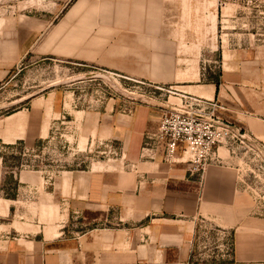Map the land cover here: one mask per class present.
<instances>
[{
  "label": "rangeland",
  "instance_id": "rangeland-1",
  "mask_svg": "<svg viewBox=\"0 0 264 264\" xmlns=\"http://www.w3.org/2000/svg\"><path fill=\"white\" fill-rule=\"evenodd\" d=\"M169 1L165 20L155 17L154 7L143 10L138 0H0L1 23L28 16L44 24L39 27L38 53L0 86V119L44 97L49 130L35 143L0 144L6 162L1 171L0 216L9 205L13 211V217L0 218V224L49 222L55 214L64 215L65 208L60 210L45 193L65 171H81L95 163L116 167L124 161L129 166L120 146L95 137V121L88 114L112 105L123 114L143 107L158 116L159 124L184 97L205 98L222 104L233 122L248 131L238 116L264 106V0H230L225 5L217 0ZM159 25H172L175 34L188 35L173 62H155L153 47L143 45L154 41L151 32ZM212 81L219 85L217 97L181 88L208 86ZM54 93L67 108L61 115L48 111L47 99ZM70 105L84 113L73 114ZM240 147L235 153L220 148L222 163L212 162L210 167L231 168L240 193L261 211L264 147L254 150L259 151L255 157L250 148ZM181 153L188 162V154ZM21 172L39 173L40 183H20ZM2 199L13 202L6 205ZM221 226L219 221L200 219L195 264L224 263L217 256L231 231Z\"/></svg>",
  "mask_w": 264,
  "mask_h": 264
},
{
  "label": "crops",
  "instance_id": "crops-1",
  "mask_svg": "<svg viewBox=\"0 0 264 264\" xmlns=\"http://www.w3.org/2000/svg\"><path fill=\"white\" fill-rule=\"evenodd\" d=\"M138 1L143 10L148 5L154 7L155 17L167 20L172 5L169 0ZM215 20L213 15V28ZM43 25L28 16L0 22V86L30 55L38 53L35 49ZM152 34L154 41L143 45L153 47L155 62H173L177 47L188 38L186 33L175 34L172 25H159ZM181 88L196 89L209 97L219 94L218 83ZM56 94L47 99L48 111L61 115L67 108ZM45 102L44 97L30 100L19 111L0 119V144L45 139L49 135ZM70 110L76 115L84 113L73 111L71 105ZM87 117L95 121V137L120 146L129 166L125 167L124 161L116 167L95 163L81 171L62 173L45 194L60 210L65 208L64 215L55 214L49 222L1 223L0 264H195L194 242L201 218L219 221L222 229H230L231 264H264V208L254 210L240 193L231 168L210 167L200 181L190 175L182 148L171 162L166 160L164 146L156 152L145 149V135L158 126V116L147 108L123 114L112 105ZM239 117L247 130L264 142V106L251 107L248 116ZM5 165L0 155V183ZM40 181L39 173H19L22 184ZM1 202L8 205L13 201ZM11 209L7 206L0 218L13 217Z\"/></svg>",
  "mask_w": 264,
  "mask_h": 264
},
{
  "label": "built area",
  "instance_id": "built-area-1",
  "mask_svg": "<svg viewBox=\"0 0 264 264\" xmlns=\"http://www.w3.org/2000/svg\"><path fill=\"white\" fill-rule=\"evenodd\" d=\"M217 1L225 5L230 0ZM227 113L229 111L218 101L184 97L181 106L161 117L155 132L145 135L144 148L156 152L164 146L168 162L173 161L178 149L182 148V152L189 156L190 175L198 177L200 181L212 162L222 163L220 148H228L235 153L237 147L244 145L250 148L252 156H259V151L254 150L259 146L264 147V142L235 124ZM219 252L217 258L221 257L224 261L222 264H231V237L225 238Z\"/></svg>",
  "mask_w": 264,
  "mask_h": 264
},
{
  "label": "trees",
  "instance_id": "trees-1",
  "mask_svg": "<svg viewBox=\"0 0 264 264\" xmlns=\"http://www.w3.org/2000/svg\"><path fill=\"white\" fill-rule=\"evenodd\" d=\"M213 84H216V82L212 81ZM10 115V114H9ZM10 147V146H9ZM4 162H5V159L3 158ZM6 163V162H5Z\"/></svg>",
  "mask_w": 264,
  "mask_h": 264
}]
</instances>
